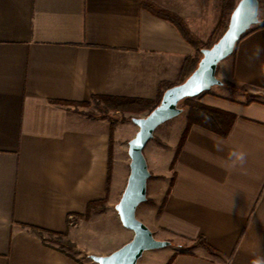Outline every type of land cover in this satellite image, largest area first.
<instances>
[{
	"label": "crops",
	"instance_id": "crops-1",
	"mask_svg": "<svg viewBox=\"0 0 264 264\" xmlns=\"http://www.w3.org/2000/svg\"><path fill=\"white\" fill-rule=\"evenodd\" d=\"M220 2L0 0V264H85L31 228L71 243L79 235L90 242L83 254L109 255L92 233L117 194H106L111 127L114 153L121 128L136 126L119 120L126 114L100 111V99L156 101L195 56L178 29L144 4L174 15L206 43ZM258 19L264 24L260 3ZM222 68V84L192 100L233 117L227 136L188 125L182 108L163 162L169 179L185 136L162 222L185 245H203L161 249V264H264V27L239 40ZM105 198L103 212L83 217L89 203ZM130 236L125 231L120 245ZM144 254L137 264H147Z\"/></svg>",
	"mask_w": 264,
	"mask_h": 264
},
{
	"label": "water",
	"instance_id": "water-1",
	"mask_svg": "<svg viewBox=\"0 0 264 264\" xmlns=\"http://www.w3.org/2000/svg\"><path fill=\"white\" fill-rule=\"evenodd\" d=\"M259 0H239L234 7L221 38L210 48L201 50V59L188 78L166 89L159 104L143 118H132L138 128L128 142L129 175L126 185L114 209L122 227L133 233L130 241L106 256L90 255L96 264H137L144 253L164 249L169 241L157 240L151 230L136 217L138 207L146 201L147 182L151 176L144 149L153 138L156 129L179 116L180 103L193 99L222 82L216 77L219 64L230 57L241 37L258 19Z\"/></svg>",
	"mask_w": 264,
	"mask_h": 264
},
{
	"label": "rangeland",
	"instance_id": "rangeland-1",
	"mask_svg": "<svg viewBox=\"0 0 264 264\" xmlns=\"http://www.w3.org/2000/svg\"><path fill=\"white\" fill-rule=\"evenodd\" d=\"M238 1L239 0H235V3H237ZM259 3H260L261 16H262L264 12V0H260ZM226 19L227 18L225 17V20ZM257 26L258 24L253 26L252 28H256ZM224 61H222L219 64L220 66L219 68H217L216 71V77L221 82H222L221 78L223 72L222 63ZM156 102H158V99L151 103H156ZM188 104H194V100L190 99L188 101L186 99L182 101L180 105L183 109H187L186 106ZM102 106H100V111H102L101 110ZM110 113H115V112L110 111ZM148 113L149 111L147 110L141 113H120L126 115L125 117L122 118L120 117L119 120L122 121L125 120V122H131L132 118H143ZM177 117L174 118L175 120L172 119L164 123L163 125L159 126L154 132L153 138L148 142V144L144 149V156L146 158L148 169L151 176L147 183L146 201L138 207L136 211V217L151 230L155 239L169 241L171 243L168 250L183 252L184 250L188 251L192 249L191 247H194L195 245H199L200 241L196 242L195 244L185 245V243H183L182 240L178 239L177 237L171 236L166 231L164 224L162 222V211L164 208L165 195L169 190L173 180L172 162L169 167V179L166 178V170L164 169V165H163L164 164L163 162H165L166 160L165 158L167 154H169V146L167 145L166 139H171V135L175 133L173 131L176 130V127L174 125H176L175 121H178ZM131 129H132V134H131ZM114 130L115 127H111V159L109 162L108 195L110 196V199L113 200V196L117 193L114 199V203L116 205L121 197V194L124 190L129 175L130 159L128 156V142L136 134V133L133 134L134 133L133 131L137 132L138 128L137 127L121 128L119 133L116 135V138L117 140H119V143L116 144V149L114 152L115 154L113 153V149H112L113 147H115ZM177 150H178V146L175 150V155L177 153ZM175 155L173 159L175 158ZM166 184L168 185V188H166L167 186ZM114 207H111L108 213H104L102 216H100L99 220L96 219L94 220L93 233L90 232L92 230H88L89 231L88 236L89 234L92 233L94 237L93 239L95 242L94 245L99 246L101 248L103 247L104 249L109 248L108 250L109 254H111L113 251H115L116 249L122 246L120 245V243L123 242L124 240L123 234L125 231L128 232V230H125L122 227L121 223L116 218L117 213ZM104 210H105V204H104ZM92 214H99V213L92 212ZM89 217H91V214ZM75 221H77L78 225L81 223L80 219H77ZM75 226L76 225L73 223L69 224V230L75 228ZM78 228L80 229L79 226ZM83 230L81 229L78 231H83ZM130 235L131 236L129 241L132 239L133 233L130 232ZM43 236L48 241L57 240V238H50L49 236L46 235ZM67 237L68 235H65L60 239V242L55 241L54 244L58 245L59 248L63 250V252L70 254L72 257H77L79 261L85 264H96L90 259L89 257L90 255H85L81 252V250L85 249L87 245L90 246V242L86 244L84 241L80 239V236L78 235L77 241L76 242L74 241L75 243H71V241H69V238ZM158 251L159 250L149 251L144 254L145 255L144 257H147L146 259L147 264H161L160 259L156 258L157 255L156 253ZM142 262L143 260L140 261V263Z\"/></svg>",
	"mask_w": 264,
	"mask_h": 264
},
{
	"label": "trees",
	"instance_id": "trees-1",
	"mask_svg": "<svg viewBox=\"0 0 264 264\" xmlns=\"http://www.w3.org/2000/svg\"><path fill=\"white\" fill-rule=\"evenodd\" d=\"M145 7H147L152 13L157 15L158 17L170 22L173 24L178 31L180 32L181 36L194 48L195 50V56L193 58H187L182 66L181 69V74H180V79L179 81L174 84H180L184 82L188 76L195 70L197 67V64L199 60L201 59V50L210 48L212 47L223 35L227 28V24L229 21V17L236 6L235 0H221L220 2V12H221V18L219 22L217 23L214 31L212 32L209 40L206 43H200L197 40H195L188 32L186 29L185 25L183 22L175 17L174 15L157 9L153 7L152 5L149 4H144ZM225 17L227 18L225 20ZM264 27V24L259 23L256 28H251L248 32H246L241 39L244 37L248 36L250 33L255 31L258 28ZM240 39V40H241ZM174 85L167 86L165 88L168 89ZM164 90V91H165ZM164 91L161 93L159 96L158 102L156 103H151V101L147 100H141V99H114V98H103L100 99L102 102L103 106L101 108L103 113H107L110 111L113 112H119V113H141L143 111H149L151 112L160 102L161 97L164 93ZM188 101L190 99H187ZM181 104V103H180ZM181 106V105H180ZM187 123L188 125L193 124V122H198L199 124L209 127L212 130H214L217 134H219L221 137H226L232 122H233V117L229 114L221 113L218 111L211 110L209 108H206L201 105L197 104H188L187 106ZM182 108V107H181ZM125 121V120H124ZM123 121V122H124ZM184 137H182L179 145H178V150L175 155V158L172 161V167L174 166V162L176 160V157L181 149L182 143L184 141ZM108 185H109V177L107 178V189H106V194L108 195ZM106 198L101 201H94L91 202L87 205V209L85 212V215L83 216L85 219H88L90 214L92 212L95 213H101L104 210V204H105ZM32 231L38 233L40 237H43V234H48L49 236H52V234L47 233L46 231H43L41 229H36V228H31ZM64 237L63 235H56L55 238L57 240H54L56 242H60V239ZM199 245H203L202 242H200Z\"/></svg>",
	"mask_w": 264,
	"mask_h": 264
},
{
	"label": "clouds",
	"instance_id": "clouds-1",
	"mask_svg": "<svg viewBox=\"0 0 264 264\" xmlns=\"http://www.w3.org/2000/svg\"><path fill=\"white\" fill-rule=\"evenodd\" d=\"M239 161L242 163L244 161V155L241 153V154H238V157Z\"/></svg>",
	"mask_w": 264,
	"mask_h": 264
}]
</instances>
